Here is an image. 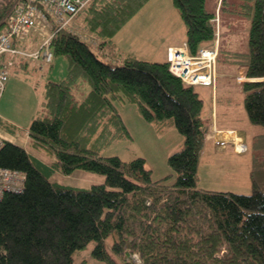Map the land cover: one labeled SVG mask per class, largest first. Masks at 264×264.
<instances>
[{"label":"trees","instance_id":"trees-1","mask_svg":"<svg viewBox=\"0 0 264 264\" xmlns=\"http://www.w3.org/2000/svg\"><path fill=\"white\" fill-rule=\"evenodd\" d=\"M15 1L0 0V31ZM171 1L191 52L214 40L206 0ZM144 3L90 0L77 22L97 37L95 51L78 30L61 28L52 37V59L64 54L67 72L46 79L40 112L26 128L29 146L48 159L7 139L0 148V166L24 175L22 190L0 199V264H73V251L90 241L91 255L106 264H264V168L257 170L262 161L254 156L250 192L200 187L212 123L203 117L197 90L172 73L166 60L113 51V35ZM221 6L246 21L238 58L247 76L264 77V0H222ZM80 79L89 87L76 97ZM241 91L250 122L264 124V78L243 82ZM122 100L134 102L157 131L171 125L182 135L167 156L171 173L153 178L143 156L100 153L101 144L130 135L115 106ZM0 127L16 131L1 117ZM77 169L101 173L103 181L77 187L53 178Z\"/></svg>","mask_w":264,"mask_h":264},{"label":"rangeland","instance_id":"rangeland-1","mask_svg":"<svg viewBox=\"0 0 264 264\" xmlns=\"http://www.w3.org/2000/svg\"><path fill=\"white\" fill-rule=\"evenodd\" d=\"M222 0H206L205 6L208 10L213 12L212 21L215 25V35L212 44L217 41V46H221L224 42H226L229 38L227 34H237V39H241L242 41L246 40L247 36V26L246 21L238 14H233L229 11H225L221 6ZM145 4V5H144ZM141 7L133 13L128 20L116 31L113 35L111 42L115 44L116 47H121L122 50L128 53H133L138 57H151L152 55V39L156 37L159 33V29L161 26L169 24L170 21H180L182 23V19L180 18L178 10L172 5V1L168 0V4H165L163 0H145ZM222 8V9H221ZM84 13L81 15H76L74 18V27L71 30H78L80 36L86 39V34H89L88 28L81 25L80 19L83 18ZM77 17H80L77 19ZM177 18V19H175ZM217 18V19H216ZM163 22V23H162ZM162 23V24H161ZM225 29V30H224ZM84 31L85 34H81ZM29 35H33L31 41H34V46L32 49H37L39 46V36L33 32H29L25 37L27 38ZM218 35V40H217ZM90 36V35H89ZM220 36V38H219ZM89 38V37H88ZM216 43V42H215ZM214 43V45H215ZM111 44V45H113ZM91 45V48L95 51L96 48ZM108 46H106L107 48ZM105 48V47H104ZM220 48V47H219ZM240 49V48H239ZM107 50V49H106ZM152 50V51H151ZM219 51V50H218ZM166 53V48H165ZM98 57L103 58L104 56L97 53ZM219 54H217L216 59ZM238 57V55H237ZM166 58V57H165ZM104 59V58H103ZM39 61V60H38ZM158 61V60H157ZM40 65H37L36 60H30L32 65H37L36 67L28 65L27 70H48L50 79H60L66 75L68 59L64 54L54 55L51 62L39 61ZM216 68H222V63L227 62L228 68L230 69L233 64L232 61L218 60L215 61ZM239 63L238 66L234 68V70H238L240 72L237 73V80L241 83L249 80H257L263 79L264 77L255 78L252 76H247L246 68L247 66L243 63L239 62V58L237 60ZM237 65V63H236ZM240 65H244L245 69H242ZM169 67V65H168ZM227 68V67H226ZM10 70L14 69V66H9ZM20 70V69H19ZM236 76V77H237ZM48 79L44 75L41 80ZM18 79L16 76L11 73L8 78L9 86H12V89L8 87L2 99L0 98V117L4 124L12 123L16 126V133L20 136V138L26 140L25 131L28 127L31 117L38 114L40 112V98L41 89L43 86V81L35 83L31 86L33 90L29 87L30 85L27 82L14 81ZM38 80V79H37ZM39 81V80H38ZM89 85L83 80L80 79L74 85V94L76 97H80L84 94ZM115 106L118 109L121 118L128 129L129 136H125L118 139H113L108 143L101 144L100 153L102 154H117L123 159H129L135 156H143L146 161L147 167L151 169V175L153 178H159L164 176L165 174L171 173L172 169L169 167L167 163V156L170 152L175 150L182 139V135L175 129V127L169 125L164 128V130L157 131L153 125V123L145 121L140 112L138 111L136 104L134 102H130L127 100L115 101ZM242 104H236V107H241ZM238 109V108H237ZM236 109L234 108V111ZM229 120V117L226 118ZM7 121L9 123H7ZM237 121V120H236ZM237 123L245 130V139L249 141L255 132H264V124H253L245 117L244 120ZM253 124V125H252ZM252 125V126H251ZM237 134V132H236ZM223 135L221 132L216 133V139H219L220 143H223V139L221 140ZM239 136V135H238ZM229 140V139H228ZM257 142H264V138L259 134L256 136ZM216 142V141H215ZM218 143V142H217ZM241 142H235L234 139L230 140L227 144V150H232L235 152H244L246 149L245 143L239 147ZM216 144V143H215ZM231 145V146H230ZM26 148L36 155H39L41 158H45L47 160V156H45L42 150L31 148L26 144ZM218 148L220 144L217 145ZM225 146V145H224ZM221 147H223L221 145ZM230 148V149H229ZM256 148V147H255ZM261 147H257L255 151V158L257 156L262 162H260L257 166V170L263 166L264 168V152L262 153ZM253 152V151H252ZM251 151H248V159ZM262 154V155H261ZM224 157H228L226 155H220V157L212 158L215 163L220 164L221 166L227 165L226 159ZM251 155V159H252ZM210 155L203 160L202 164H200L199 174L197 183L200 187L209 188V189H222V190H232L237 192H250L251 191V181L248 177V173L251 176V167L250 169H240L243 167V164H239L238 166L240 170L231 171V168L235 167V156L232 160L231 165H229L228 170L219 172L215 166L211 168L208 163ZM230 158V157H228ZM244 158V155H240V159ZM232 157L230 158V160ZM245 161V160H244ZM230 163V162H229ZM245 163V162H243ZM252 165V160L250 162ZM221 166L219 168H221ZM246 168V167H244ZM53 178L62 182L71 184L77 187H88L93 182L103 181V174L77 169L72 174H62L57 171ZM172 178V177H171ZM94 242L90 241L85 246L79 249H75L72 253L73 255V264H78L82 259H85V264H106L103 260H99L91 255V248Z\"/></svg>","mask_w":264,"mask_h":264},{"label":"crops","instance_id":"crops-1","mask_svg":"<svg viewBox=\"0 0 264 264\" xmlns=\"http://www.w3.org/2000/svg\"><path fill=\"white\" fill-rule=\"evenodd\" d=\"M163 1L165 2V4H168V0H163ZM142 7H141V9H142ZM175 19H177V18H175ZM182 23H183V21H182ZM81 33L85 34L84 31H82ZM227 35H229L228 36L229 39L226 42H224L223 44H221V46H217V52L215 55V59H214L213 65H212L211 70H210L212 82L210 84H207V85H200V86L195 87V89L198 92L199 97L203 100V105H204L203 117L208 118L212 123L211 124V132H210V134L207 135V140L205 142V151L202 154V159H205L206 157L208 159V156L210 155L209 160L211 159V163H209L210 164L209 166L211 168H214V166H215L217 169H219L220 173H221V170L225 171V172H226V170H228L229 165H231L234 156L236 157L235 162H234L236 165H235V167L233 166L231 168V171L234 172V169L240 170L242 168L243 169H250V167H252L250 162L252 160V164H253L254 156H255L254 153H255V151H257L256 150L257 147L255 148V146L264 148V142L261 141V143H259L256 140V136H258L259 134H261V136L264 138V132H255L253 134V137L249 141H247L245 139V130H243V128L237 123V121L240 122V121L244 120L245 117L248 118L246 110L244 108V103H243V93L241 91L242 83L237 80V78H238L237 73L240 71L234 70V68L236 66H238L237 69H239V63L237 62V60H238L237 55H238L239 48H241V43H240L239 39H237L236 37H234L230 33ZM32 37H33V35H29L24 40L19 41L18 42L19 46L32 49V46L35 45L34 44L35 40L31 41ZM85 37H86V40L91 42L92 44L96 43L97 37L92 36L91 34H86ZM181 38H185L184 23L181 24V20L180 21L177 20L175 22L170 21L169 24L161 26L159 29L158 35L156 37H153V39H152L151 49L154 51H152V50L151 51H152L153 56L141 57V58L164 61L165 60V48H166V46L169 43L178 42ZM112 48H113V51H114V48L115 49L117 48L116 50L120 51L121 54L125 53V51L122 50L121 47H116L115 44H113ZM131 54H133V53H131ZM217 54H219V56L216 59ZM133 55H135V54H133ZM4 56H8V55L4 54ZM218 60H225V61L230 60V62L232 61V64L233 63L234 64L229 69L228 65H227L228 63L223 62L222 63L223 69L218 68V70H217L215 65L219 64V62L216 63L215 61H218ZM39 61H42V60H39ZM39 61L37 60V65H40ZM17 63L18 64L16 66H14L13 70L9 69V71H8V77H7V80L5 83V88H4L3 94L1 96V99L4 96L6 89L8 87H10L12 89V86L11 85L9 86V81H8V78L11 75V73H13V75L16 76V78H18L14 81V84L16 81L22 80L21 82H27L30 85L29 88L31 90H33L31 88V86L33 84L38 83L40 81H43V84L45 83L46 79L43 78V80H41L44 75L46 76V78L49 77V71L48 70H27L29 64L31 66H34V67L36 66V64L32 65L30 62H29V64L25 62L26 63L25 64L21 57H18ZM236 63H237V65H236ZM240 66L242 67V69H245L244 65H240ZM244 71H246V70H244ZM42 89H43V86H42ZM42 89L40 90L41 91V95L39 96L40 101L42 99ZM240 103L242 104V106L236 107V104H240ZM39 105H40V103H39ZM234 108L236 109L235 111H234ZM228 117H229V120L227 119V122H226V118H228ZM16 132L17 131L9 132V131L4 130L3 128L0 127V136L2 138L10 140L16 144H19V145L25 147V149H27L26 144L29 145L30 142H29L26 131H25L26 140H24V141L22 138H20V136ZM217 132H221V135H223L222 138H220L221 140L222 139L224 140L223 143H220L219 139H216V133ZM236 132H237V134H236ZM232 139H234L235 142L245 143L246 149L244 150V152H235L232 150H227V148H226L228 145L227 143ZM219 144H220V147L218 148L217 145H219ZM221 145L223 147H221ZM248 151H251V152L253 151V152L250 154L248 159H245L246 157H248V154H247ZM262 152H264V149H262ZM220 155L221 156L226 155L230 158L232 157V159L230 160V158L224 157V160L226 159V161H227L226 162L227 165L221 166L220 164L215 163L216 161L214 162V160L212 159L215 157H220ZM240 155L241 156L244 155V158L240 159ZM251 155L253 156L252 159H251ZM209 160H208V162H209ZM243 162H245V163H243ZM240 163L244 165L241 168L238 166ZM220 166H221V168H219ZM244 167H246V168H244ZM238 168H240V169H238ZM247 175L250 178L249 173Z\"/></svg>","mask_w":264,"mask_h":264},{"label":"built area","instance_id":"built-area-1","mask_svg":"<svg viewBox=\"0 0 264 264\" xmlns=\"http://www.w3.org/2000/svg\"><path fill=\"white\" fill-rule=\"evenodd\" d=\"M89 1L16 0L14 2L0 31V95L7 78V67L15 62V58L25 56L31 60L51 61L52 37L61 28L73 29L74 17ZM29 32L37 34L40 38L37 49L22 48L17 44V41L24 39ZM215 42V45L212 42L202 44L195 52L189 50L185 38L169 43L165 53L168 69L193 87L210 84L212 82L210 70L217 52V41ZM4 54L8 55L7 59L2 58ZM2 140L0 137V148L3 144ZM241 145L242 143L239 147ZM23 181L22 171L0 166V199L5 192L21 191Z\"/></svg>","mask_w":264,"mask_h":264}]
</instances>
